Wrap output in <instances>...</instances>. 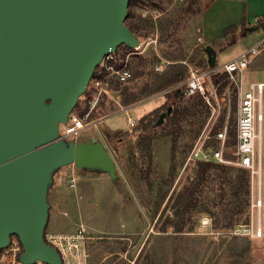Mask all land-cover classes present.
Returning a JSON list of instances; mask_svg holds the SVG:
<instances>
[{"label":"rangeland","instance_id":"rangeland-1","mask_svg":"<svg viewBox=\"0 0 264 264\" xmlns=\"http://www.w3.org/2000/svg\"><path fill=\"white\" fill-rule=\"evenodd\" d=\"M210 1L161 0L156 1L157 8L135 7L143 27L138 37L141 49L122 45L116 51L119 64L133 74L124 86L140 91L151 79L153 70L157 72L156 67L163 62L168 67L184 64L190 75L193 65L205 69L206 42L199 40V30L202 14ZM255 5L258 10L262 8L261 17H264V6L259 2ZM185 10L188 11L185 13ZM260 36L261 30H257L240 35L233 44L228 45V38L214 42L220 50L217 64L235 58ZM141 61L147 66L144 76L139 77L138 71L143 68ZM256 63L263 65L256 70ZM100 65L103 67L104 62ZM252 71L246 73V84L264 81V53L256 58ZM108 72L103 77L109 81V93L99 96L98 107L93 111L94 119L100 121L98 127L84 130L74 140L86 142L97 137L113 156L116 176L98 167L83 168L74 163L54 173L48 192L51 207L45 238L47 235L81 237L80 246L84 248L80 256L65 264H264V122L263 169L261 177L251 176L249 222L240 221L226 227L228 222L218 218L219 210L206 213L196 209L191 223L178 233L168 222L179 221L176 198L192 181L186 175L180 178L185 141L174 144L162 126L151 135L150 147L140 145L136 136L146 124L144 120L147 125L154 124L167 111V90L141 96L135 103L124 106L110 68ZM102 73L99 70L95 77ZM92 80L73 113L82 116L90 110L88 100L97 96L92 90ZM129 109L140 121L134 134L129 133L126 114ZM234 118L233 115L230 120L232 127ZM196 176L195 172L193 180ZM209 190L202 197L204 202L211 196ZM165 229L167 232L162 231ZM5 254V251L0 253V259L4 258L0 264H8Z\"/></svg>","mask_w":264,"mask_h":264},{"label":"water","instance_id":"water-1","mask_svg":"<svg viewBox=\"0 0 264 264\" xmlns=\"http://www.w3.org/2000/svg\"><path fill=\"white\" fill-rule=\"evenodd\" d=\"M130 1L0 0V251L17 236L21 264H65L45 238L57 170L76 163L116 176L113 156L97 137L59 140V130L104 58L122 45H140L126 24ZM204 52L215 69L216 49L208 44Z\"/></svg>","mask_w":264,"mask_h":264},{"label":"built area","instance_id":"built-area-1","mask_svg":"<svg viewBox=\"0 0 264 264\" xmlns=\"http://www.w3.org/2000/svg\"><path fill=\"white\" fill-rule=\"evenodd\" d=\"M260 30L262 34L258 41L239 56L215 69H210L207 63L205 69L193 70L190 77L182 84L185 86V97H203L211 113L183 161L180 178L186 175L187 178L193 180L198 165L209 163L243 168L251 173L253 179L257 176L261 177L263 169L264 81L245 83V74L248 72L252 60L264 53V20L260 24ZM199 40L202 42V38ZM135 49L139 51L141 45ZM113 54L104 58V66L108 61L114 59ZM167 65L163 62L156 67V71H164ZM109 68L111 69L110 75L120 83H127L133 78V74L128 68ZM218 71L226 72L227 78L216 83L212 81V75L217 74ZM92 90L97 96L89 98L90 110L82 116L72 113L68 121L60 125L59 140H74L84 130L98 127L100 121L93 119L92 114L98 105L99 96L109 93L107 77H95L92 80ZM132 111L126 110L130 134H134L140 125V121L132 116ZM233 115L235 117V137L231 139L230 120ZM144 122L147 123V120ZM231 140L234 143H231ZM259 205H261V201H259ZM258 232H261L260 226ZM80 238L47 235L46 241L58 249L64 263H67L69 259L80 256L84 251V248L80 246ZM4 251L9 258L8 264H20L19 258L23 247L18 238L13 237L10 246ZM3 259H0V262ZM35 264L45 263L38 261Z\"/></svg>","mask_w":264,"mask_h":264},{"label":"trees","instance_id":"trees-1","mask_svg":"<svg viewBox=\"0 0 264 264\" xmlns=\"http://www.w3.org/2000/svg\"><path fill=\"white\" fill-rule=\"evenodd\" d=\"M156 1L161 0H131L129 5V15L126 21L127 26L137 35L141 36L143 27L140 24V20L136 16L134 10L139 5L143 7L152 6L159 7ZM195 2L200 0H193ZM185 10L183 12H187ZM264 17H261L255 25L249 26L245 19L241 24V34L247 35L251 28H259L263 22ZM154 26V24H152ZM239 27L236 25L230 26L223 31V37L228 38V45L233 44L238 39ZM124 47L130 48L126 45ZM117 52H115L114 59L106 63V66L101 67L99 65L96 68L95 74L102 70L100 75L102 78L107 75L108 68L113 67L116 69L123 68L122 64H119L116 58ZM156 58L153 59V63ZM143 62V61H141ZM146 63V62H145ZM143 62L138 71L139 77L144 76L146 64ZM95 74L93 77H95ZM190 77V70L184 64H170L169 67L161 73L155 72L151 79L145 84V86L138 92L130 90L129 86H124L127 83L117 82L116 89L120 91L122 97V103L124 106H129L139 100L141 96L154 94L160 91L167 90L166 106L172 107V112L167 116L165 123L161 128L165 130L167 136H170L174 144H178L180 140L185 141L184 159L191 150L195 140L200 135L204 128L209 116L210 108L201 96L186 98L184 91L185 86L182 85ZM227 78V73L222 71L212 75V81H224ZM227 85V84H225ZM98 107V106H97ZM96 107V108H97ZM167 108V109H168ZM92 118H96L95 113L92 114ZM145 121V120H144ZM143 121V122H144ZM145 123V122H144ZM159 128V127H158ZM158 128H153V124H143V129L137 136L139 144H145L146 147L151 146L152 137L154 131ZM230 137L234 139L235 128L231 127ZM231 143L234 141L231 140ZM177 146H175L176 149ZM196 179L192 180L189 185L182 188L176 198V206L178 207L177 217L178 222L169 221L168 224L176 227L175 232L181 233L185 230L186 226L191 223L192 212L198 210L199 212L210 213V210H219L218 218L225 226L229 227L234 224H238L240 221L248 223L250 216L248 209L250 207L251 198V175L250 172L243 168L219 165L215 163L199 164L196 169ZM211 175H214L211 180ZM213 183V184H212ZM210 189L208 193H211L208 201L204 202L202 197L207 189ZM228 225V226H227ZM167 232V230H162ZM18 238L17 236H15ZM4 250H1L3 252Z\"/></svg>","mask_w":264,"mask_h":264},{"label":"crops","instance_id":"crops-1","mask_svg":"<svg viewBox=\"0 0 264 264\" xmlns=\"http://www.w3.org/2000/svg\"><path fill=\"white\" fill-rule=\"evenodd\" d=\"M256 2H259L261 7L264 6V0H245V2H244V0H212L208 3V5L205 8V10L202 14V17H201L202 19L200 22L201 27L199 30V34H200L199 38H202V42L205 41L206 45L210 44L216 49V51H217V62H218L220 50L216 47L214 42H217L218 40L222 42L221 39H225L223 37V31L228 26H231V25L232 26L236 25L239 27V31H238V37H239L241 34L240 33L241 28L240 27H241V24L243 22V19L246 20V22L249 26L255 25L257 23V21L262 16V8H260L258 10L255 7ZM245 5H246V9L244 7ZM244 9H245V11H244ZM244 13H245V15H244ZM257 30H260V27L256 28L255 31H257ZM249 32H253V31H249ZM258 39L257 40L255 39L256 40L255 43L258 41ZM261 54H263V53H261ZM239 55H237V56H239ZM260 55H258V56H260ZM257 57H255L252 60L248 72L252 71V67L255 64ZM233 59H230L221 65L217 64L216 67H218V68L222 67L224 64L228 63L229 61H231ZM262 63H263V61H262ZM262 63L261 64L256 63V65H255L256 70L263 65ZM190 69L192 72L193 70L202 69V66L196 64V65L191 66ZM245 79H246V74H245ZM129 110H131V109H129ZM127 227H128V225L125 226V228H127Z\"/></svg>","mask_w":264,"mask_h":264}]
</instances>
